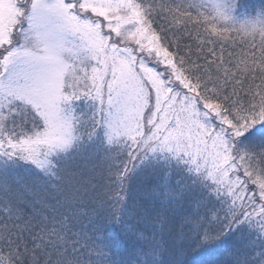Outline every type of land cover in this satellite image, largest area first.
<instances>
[{
  "label": "snow or ice",
  "instance_id": "snow-or-ice-1",
  "mask_svg": "<svg viewBox=\"0 0 264 264\" xmlns=\"http://www.w3.org/2000/svg\"><path fill=\"white\" fill-rule=\"evenodd\" d=\"M0 264H264V0H0Z\"/></svg>",
  "mask_w": 264,
  "mask_h": 264
}]
</instances>
